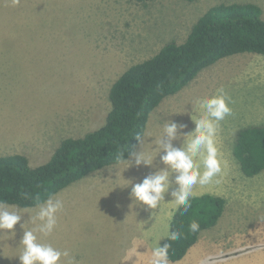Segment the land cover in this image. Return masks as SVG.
<instances>
[{"label":"rangeland","instance_id":"1","mask_svg":"<svg viewBox=\"0 0 264 264\" xmlns=\"http://www.w3.org/2000/svg\"><path fill=\"white\" fill-rule=\"evenodd\" d=\"M222 3L257 4L264 18V0H0V156L24 154L38 166L63 139L104 125L111 109L109 92L119 76L165 44L183 43L197 20ZM220 88L232 111L217 129L215 143L224 163L213 183L226 198V208L216 226L200 233L195 256L177 264H264V171L247 177L233 155L237 132L264 123V55L226 57L165 98L150 115L140 149L154 156L153 162L139 169L147 176L164 168L163 152L156 155L164 125L184 124L179 131L190 133L192 117L203 115L198 101ZM183 139L173 140V146L180 147ZM175 175L170 192L178 187ZM127 177L133 178L85 177L56 194L64 208L44 242L69 250L76 264H108L124 230L138 221L144 231L150 211L130 197L131 184L120 186L129 183ZM18 207L33 215L38 210ZM28 211L16 225L15 237L0 231V264H20L11 256L21 251L20 224L33 227L27 223ZM157 241L161 245L154 235L144 247L151 251Z\"/></svg>","mask_w":264,"mask_h":264},{"label":"trees","instance_id":"2","mask_svg":"<svg viewBox=\"0 0 264 264\" xmlns=\"http://www.w3.org/2000/svg\"><path fill=\"white\" fill-rule=\"evenodd\" d=\"M144 1V0H140ZM254 3L218 4L208 9L193 25L183 43L165 44L152 57L133 64L113 83L109 92L111 109L104 125L82 137L61 141L51 158L33 166L20 153L0 156V201L23 208L36 207L49 195L106 166L125 162L136 152L147 130L150 115L169 96L192 83L202 71L237 54L264 55V18ZM233 155L247 177L264 171V123L237 132ZM227 200L205 193L190 196V207L174 212L170 232L178 240L170 244L169 264L182 260L200 233L216 226ZM199 229L192 232V221Z\"/></svg>","mask_w":264,"mask_h":264},{"label":"clouds","instance_id":"3","mask_svg":"<svg viewBox=\"0 0 264 264\" xmlns=\"http://www.w3.org/2000/svg\"><path fill=\"white\" fill-rule=\"evenodd\" d=\"M198 105L203 115L198 119L192 117L195 128L190 133L179 131L186 127L184 124L170 121L164 125L163 135L157 141L156 150V155L163 152L160 160L165 165L164 168L147 175L140 182L133 183L128 180L127 184H117L120 186L131 184L130 197L133 201L146 206L147 209L158 208L160 202L165 200V193L173 183L170 177L175 173L174 183L178 187L171 192L174 206L177 208L183 206L187 210L190 207L193 187L197 184L207 185L213 182V178L221 172L215 137L219 122L231 114L229 100L224 89L220 88L211 97L201 98ZM165 136L166 142L163 139ZM181 136L184 138L182 145L174 147L172 141ZM136 139L142 144V137L139 134ZM129 157H134L137 166L141 164L150 166L154 159V156L146 154L144 150L130 152ZM124 160L127 163L125 167L127 169L131 166L132 160L129 158ZM36 208L38 210L33 215L27 209H20L17 205L0 201V231L6 230L9 236L15 237L16 225L21 222L24 211L29 212L30 218L27 223L33 225L31 228H26V222L20 224L23 230L19 242L21 251L11 257H18L20 264H62V258H66V264H76V258L70 255L69 250H61L54 247L52 243L44 242V238L51 236L58 226L57 214L64 208L63 200L57 198L56 194H52L44 202H38ZM189 229L196 232L199 229V223L192 221ZM180 235L178 231H171L166 238L175 241L180 238ZM170 246L167 243L161 246L157 241L151 250L150 264H169Z\"/></svg>","mask_w":264,"mask_h":264},{"label":"crops","instance_id":"4","mask_svg":"<svg viewBox=\"0 0 264 264\" xmlns=\"http://www.w3.org/2000/svg\"><path fill=\"white\" fill-rule=\"evenodd\" d=\"M142 145H143V139H142V144L138 146L136 152L140 151ZM130 159L132 160V164L130 167H128L129 168L128 170L125 169V167L127 166V163L125 161L119 164L106 166L98 171H95L87 175L86 177L89 181H92V180H99L101 178H108V177L116 178L118 176H125L129 174L132 175L133 177L131 179L133 183L137 182L138 178L143 180V178L146 177V173L142 172L141 169H139L140 165L139 166L135 165L134 157H131ZM221 163L224 162L221 161ZM111 167H117L118 170H112ZM134 167L136 169H133ZM149 174H151V172ZM130 178L131 177H127L126 180ZM84 179L85 177L79 181H83ZM75 183H78V181ZM217 189L218 186H216L213 182L207 185L197 184L193 187L192 195L197 196L205 193L220 195V193L217 192ZM174 205H175L174 199L171 196L170 190H168V192L165 193V200L160 202L158 208L150 209L149 214L147 215V221H145L146 223L142 225V227L146 226L145 230L143 229L144 231L142 230L139 231L138 221L131 222L130 229L128 230V228H126L124 230L125 231L123 232L124 235H122L116 250L110 254L107 263L108 264H150L151 251L148 248L144 247V245L154 235L157 236V238L160 240V243L167 237V234H169L168 232L170 230L171 221L174 212L177 209V207H175ZM135 209H138V206H136ZM148 226L153 228L152 232H151V228L149 230L147 229ZM204 231H202V234L204 233ZM202 234H200L198 242L201 240ZM198 242L190 248V250L182 260L171 264L184 263L189 258L190 259L193 258V256H195V253L200 250L199 249L200 242L199 243ZM124 243H126L125 247H123Z\"/></svg>","mask_w":264,"mask_h":264}]
</instances>
